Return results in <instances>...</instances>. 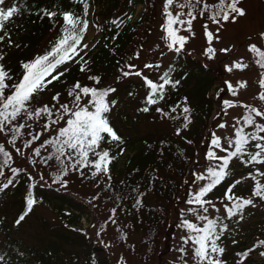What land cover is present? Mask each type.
Returning a JSON list of instances; mask_svg holds the SVG:
<instances>
[{"label":"trees","instance_id":"obj_1","mask_svg":"<svg viewBox=\"0 0 264 264\" xmlns=\"http://www.w3.org/2000/svg\"><path fill=\"white\" fill-rule=\"evenodd\" d=\"M87 3L89 4L88 12L83 14L81 0H5V8L13 5L20 7V12L5 24L4 31L9 34L11 43L8 36L0 41V56L4 57L2 63L11 77L6 82L11 85L20 79L24 72L22 64L37 55L45 54L58 41L64 24L61 12L71 11L74 14H83L89 25L94 18L101 37L93 50L82 55L87 60L86 70L82 72L77 62L62 70L64 75L59 80L53 81L44 91L34 94L31 107L39 108L45 104L52 106L54 103L52 96L55 93L61 94L60 103L68 102L71 98L67 93L76 81H79L82 86L115 88L116 91L110 93L108 97L110 101L113 99L116 101L108 114V119L124 143L120 147H117L115 143H102L101 147L108 149L110 155L115 157L108 165V173L93 176L91 173L94 169L91 166L87 168L78 166V170H73L72 161L65 159L68 168L67 176L63 179L67 181V184L63 185L55 181H39L26 169L16 167L21 166L17 163L18 159H21V151H16L19 146H25L23 148L25 150H34L40 146L41 141L56 135V132L48 133L59 125H53L48 132L37 133L46 122H49L48 117L41 114L39 117L29 118L26 113H21L11 126L6 127L4 134L7 137L0 140L4 150L10 153L8 163L5 164V157L0 152V171L4 173L0 176V255L4 256V261L0 264H110L106 248L90 235L88 230L80 226L82 218L91 214L90 202L87 198H84L86 202L81 199L85 195L81 194L79 198L73 195L70 189H66L68 177L78 172L83 173L87 180L98 187L102 193L100 195H103V198L112 206V213L123 219L124 226L118 227L119 231L129 236L140 235L143 253L138 252L136 256L146 264H153L154 260L158 259L159 247L164 238L169 237L175 228L171 223V216L176 210L174 208L180 203L183 191L188 186L187 175L203 149L205 153L209 149L214 150L210 142L212 133L210 121L218 104L212 92L217 88L218 79L210 66L185 51H178L173 56L160 77L154 73L156 70L144 75L157 83H164L161 78L165 74L173 82L180 81L174 87L172 84H165L164 99L156 105H146L150 112L147 116L151 118L154 113L162 116L156 111L157 107L170 112L172 107L179 105L177 111L172 114L179 118L162 116L163 125L137 137L122 132V129H129L126 128L128 123L132 128L134 122L130 120L128 114L118 112L121 100L124 97L132 99L141 91L147 94L150 90H147L142 77L136 75L124 77L121 69L129 70L127 65H135L137 53L139 54L147 43L152 32V25L156 20V16L154 20L153 15H155L157 1L87 0ZM139 5H142L144 10L134 21ZM95 6H98V11L94 12ZM201 9L202 5L198 6L197 13ZM44 10L56 11L58 14L49 18L43 14ZM207 12L211 13L210 10H205V13ZM87 33L88 29L84 40ZM3 34L0 32V35ZM68 63L72 61L59 66L57 72ZM159 68L161 66L157 70ZM89 76L100 77L99 84H95L88 78ZM5 93L10 94L8 89ZM185 98H187L186 104ZM184 106L190 108V123L187 128H183L185 121L182 108ZM52 119L55 117L53 116ZM256 119L257 123L264 122V117ZM21 124L25 127L20 128L18 133L8 130L9 127H18ZM60 124L64 126L63 121ZM177 129H181L179 135ZM244 130L245 132L255 131L248 125L244 127ZM36 134H41L40 139L33 141L31 145H26V141L32 140V136ZM13 135L17 136L14 144L8 143ZM130 149L131 155L128 153ZM252 150L254 147L250 145L247 151L252 152ZM54 153L55 148L48 145L41 149V155L37 157L44 162L46 157ZM89 158L92 159L91 153ZM243 159H247V156L233 158L230 161L228 175L211 191V198L217 191L224 195L227 186L233 183L241 172L249 173L255 169L256 164L246 165L242 163ZM217 163L216 160L208 159L205 162L206 166H216ZM45 167L54 169L55 175L62 174L63 165L56 161L54 155L48 163H45ZM12 168H17L19 171L13 173ZM8 179L13 180V183L3 188ZM255 183L243 185L241 181L233 189L237 196L252 198L253 204L243 207L240 212L231 217L227 215L218 221L220 225L218 231L222 234L217 243L225 249L220 256L225 264H241V261L243 264H264V261L257 263L254 262V258H251L255 248L264 247L258 243L264 240V200L254 197ZM29 196L36 203L25 219L17 224L16 220L19 216L27 211ZM42 204H51L60 222L57 220L56 223L51 224L44 220L43 230L38 233L35 241L29 244L21 235L20 227L27 217L35 215L36 207ZM258 206L260 207L256 208ZM113 209H115L114 212ZM14 211L18 214L11 223L6 219V214ZM225 224L226 230L223 229ZM247 228L254 231L249 242L241 236V231ZM249 243H252L251 246ZM249 248H253V251L247 258L238 255ZM137 251L138 248L135 253Z\"/></svg>","mask_w":264,"mask_h":264},{"label":"snow or ice","instance_id":"obj_2","mask_svg":"<svg viewBox=\"0 0 264 264\" xmlns=\"http://www.w3.org/2000/svg\"><path fill=\"white\" fill-rule=\"evenodd\" d=\"M83 4V14H86L89 9V4L87 0H81ZM174 0H165L164 11L166 16V21L162 25L166 31V36L164 39L168 41V48L175 51L183 49L185 43L187 42V37L179 34L180 30L186 27V30L194 35L192 32V22L197 18V8L202 5V9L199 11V15H205V10L211 11L210 19L212 22L218 26L224 22H235L237 18L244 16L245 10L239 7L241 0H218V3L209 4L207 0H185L184 3L178 5L180 9H189L186 13L177 12L175 15L170 11V6L173 5ZM5 0H0V41H3L6 36L11 39L9 34L4 31L6 22H10L15 14L20 12L19 5H13L4 7ZM43 14L49 18L55 17L58 13L56 11L44 10ZM83 14H74L71 11H63L60 13L64 24L62 25V35L59 37L58 41L54 43L50 50L46 51L43 55H37L35 58L28 62L22 64L24 72L22 77L17 81L9 85L6 81L10 80L8 70L2 63L4 57L0 56V132H3L6 127L11 126L13 121L21 115V113H26L29 118L39 117L41 114H45L48 117L49 122L44 124V130L49 131L52 129L53 125H60L63 121L64 126L57 127L55 129L56 135L51 136V138L41 141L40 146L34 148L35 156L41 155V149L48 145L55 148L56 161H58L63 168L61 170L62 174H57L54 177L55 182H59L63 185L67 184V181L63 177L67 176L68 165L65 164V159L67 161H72L71 167L73 170H78V166H83L85 168L91 166L94 171L92 175L96 176L99 173H108V165L111 163L114 156L110 155L108 149L101 147L102 143H115L117 147H120L124 141L120 135L117 134L116 130L111 126L108 119V114L111 112L112 107L115 106L116 101L109 100L108 97L110 93L116 91L112 87L97 88L95 86L89 87L87 85H81L79 81L74 82L71 90L67 95L71 98L66 103H60L61 94L55 93L52 96L53 105L49 106L47 104L40 106L39 108H32L31 102L34 94L47 89L48 85L52 84L53 81L59 80L61 76L64 75L63 72H57L59 66L75 61L80 64V70L85 71V65L87 60L81 55L88 49V43L84 42V35L89 27V22L84 19ZM187 16L188 19L185 20L182 16ZM178 26V27H177ZM205 33L208 38V42L211 43L213 40V32L207 30V25H204ZM217 33L219 32V27H217ZM260 37L264 39V32L260 33ZM218 39V35L216 36ZM215 49L213 47H208L206 49V55L210 58L214 57ZM222 52H227L229 49H221ZM249 51L257 55L255 61L261 68H264V50H261L256 44L249 45ZM139 54L137 53V58ZM79 57V59H76ZM135 65H127L129 70L121 69V74L124 77L130 75H136L142 77L147 88L150 90L146 94V105H156L160 100L164 99L163 89L165 84L175 85L179 84V80L171 81L167 74L161 79L164 83L154 82L147 76H144L143 71H132L135 69ZM158 67V65L145 64V68ZM233 67L237 69L247 68L248 65L244 64L242 61L235 62L232 66H227L229 72L232 71ZM53 73H56L53 75ZM50 77V79H49ZM90 80L94 81L95 84H99L100 77L89 76ZM229 89H234L231 82H227ZM241 86H247L246 81L240 82ZM259 88L264 89V73L261 74L258 80ZM8 89L10 94H6L5 90ZM237 93L233 90V95ZM185 98V104H186ZM259 100L264 101V90L259 92ZM224 105L226 107L237 106L231 100H224ZM246 108L247 115H243L242 119L244 123L248 126H252L254 132H245L243 127H234L235 139L228 140V144L234 148V150H229L228 147H223L221 144V138L212 133L210 136L211 145L214 148L221 149L226 154L223 156H218L214 150H207L206 158L209 161L216 160L218 163L215 167L207 168V175L196 174L195 179L199 181H206L202 185H197L196 190L190 193V198L187 199L189 205L196 204L199 205L205 213H207L208 208L204 207L209 205L215 207L211 200L206 199L208 193L220 185L226 176L228 175V168L230 161L233 158H242L247 156V159H243L244 164H256L264 166V122L257 123V117H264V109H259L252 107L248 104L242 105ZM179 105L171 108L170 112H166L163 108L157 107L156 111L161 113L162 116H169L172 119H178L179 117L173 116L172 114L177 111ZM140 111L148 112L149 107L145 106L140 109ZM223 111V110H222ZM183 120L185 121L183 128L188 127L190 123L189 115L190 108L184 106L182 108ZM226 114V112H225ZM55 119H52V117ZM25 125L21 124L18 127H9L8 130L14 133H18L20 128H24ZM220 128L226 127V124H220ZM181 129H177V134H180ZM42 134V133H41ZM41 134H36L32 136V140L26 141V145H31L33 141L39 140ZM107 138V139H106ZM17 139L16 135L12 136V139L8 143H13ZM191 143V141H188ZM256 149L254 152L247 151L249 146ZM20 151V149H16ZM0 152L3 153L5 157L4 163H8L10 158V153L4 150V145L0 144ZM90 153L92 159L89 158ZM50 155L45 158V163L53 158ZM64 159H61V158ZM11 171L16 173L19 171L17 168H12ZM83 175V173H81ZM4 173L0 171V176ZM261 177H264V172H259ZM110 178V177H109ZM255 180V177L253 176ZM13 180L8 179L2 187L7 188ZM241 183V180H235L233 183L229 184L224 192V201H232V206L225 204L227 215L229 217L240 212V210L248 205L253 204L252 198H243L237 196L233 189ZM254 197H259L264 200V184L260 181H256L254 186ZM36 201L29 196L27 199V211L19 216L16 220L17 224H20L25 216L32 210L33 205ZM115 209H113V212ZM190 211L195 212V209H190ZM197 219L200 221H206L204 226H200L195 222H190L188 219H184L179 225L182 228H186L188 233L181 239L184 244L187 245L191 243L192 258L194 264H225V262L220 259V256L224 253L225 249L220 247L217 241L220 239L222 234L218 231L217 220L208 219L206 215H198ZM243 219V216H240ZM223 229H227V225H223ZM235 242V241H234ZM260 246H264V240H260ZM178 251L185 256H187V250L184 247L178 249ZM253 251V248H249L246 252H241L238 255L240 257L247 258L249 253ZM264 256V252L260 253ZM4 261V256L0 255V262ZM187 264V260L184 261ZM241 264L243 262L241 261Z\"/></svg>","mask_w":264,"mask_h":264},{"label":"rangeland","instance_id":"obj_3","mask_svg":"<svg viewBox=\"0 0 264 264\" xmlns=\"http://www.w3.org/2000/svg\"><path fill=\"white\" fill-rule=\"evenodd\" d=\"M156 1L157 7L154 11L155 15H153L154 20V16H156V20L152 25V32L147 43L140 50L138 58L136 57V67L134 71L142 70L143 74L146 75L156 70L154 73H156L157 77H160L176 52L168 48L169 42L164 39L166 31L162 25H164L166 21L164 11L165 0ZM184 2L185 0H174L169 10L172 11L174 15L177 12L186 13L189 11L187 8L180 9L178 7L179 4ZM208 2L214 4L218 3V0H208ZM239 7H242L246 14L237 18L235 22H224L218 26L211 21V13L207 12L203 16L197 13V18L192 22V32L194 35L189 33L186 27L179 32V34L188 38L183 49L180 50L190 53L192 56L203 61L207 66H210L218 79L217 88L212 91L218 104L210 123L212 124V133L220 137L222 146L228 147L230 151L234 148L228 144V140L235 139L234 127L244 128L246 126L242 116L246 115L248 110L242 105L248 104L255 108L264 109V101L259 100V92L264 89L259 88L258 85V80L261 74L264 73V68H261L255 63L258 57L256 54L249 51V45L253 43L260 47L261 50H264V39L260 37V33L264 32V0H242ZM143 10V6H138L136 19H138ZM182 18L185 20L188 19L186 15L182 16ZM204 25H207V30L214 34L211 43L208 42ZM217 27H219L218 33L216 31ZM96 33L97 29L93 20L89 27L88 38L85 41L89 45L85 52L95 46V42L97 41ZM217 35L219 37L218 39L216 38ZM208 47H213L216 50L212 58L205 54ZM221 49H229V51L222 52ZM238 61H242L244 64H247L248 67L243 69L233 67L232 71L229 72L227 66H232ZM145 64L158 65V67L161 66V68L158 70V67L145 68ZM67 67L68 66L65 68ZM241 81H246L247 86H241ZM227 82H231L234 89H229ZM233 90L237 93L235 96L233 95ZM145 96V92L141 91L132 99L124 97L121 100L118 112L128 114L130 120L134 122L132 128L129 127V123H126V128L129 129H122V132L137 137L138 135L144 134L146 131L159 128L158 126L164 124L163 117L154 113L153 108L152 113H154V115L152 118L147 116V113L150 112L140 111L141 108L146 106ZM224 100H231L236 103L237 106L226 107L223 103ZM220 124H226V127L220 128ZM60 126L61 124L49 131L48 134L55 133V129ZM40 131L41 133L48 132L44 130V127L39 129L37 133ZM6 137L7 135L4 134V131L0 132V140H4ZM23 148H25V146H19L17 148L21 151V159H18L17 163L22 167L18 165L16 167L26 169L32 177L39 181L54 182V169L45 167V163L35 156L34 150H25ZM214 150L217 154H226L221 149L214 148ZM254 151H256L255 148L252 152ZM128 153L130 155L132 154L131 149ZM205 154V150L203 149L198 155L196 163L192 166L190 173L187 175L188 179H186V182H188V186L183 191L180 197V203L174 208L176 210L171 216V223L175 228L171 231L169 237L164 238L163 243L159 247L160 254L157 257L158 259H155L153 264H184L185 260H187V264H194L192 252L190 251L191 243L185 245L181 239L188 233V230L179 225L184 219H188L190 222H195L200 226H204L206 221L198 220V215H206L208 219H218V221H221L222 218L227 216L226 207L224 205L227 204L228 206H232V202L224 201V195H222L220 191L215 192L212 198L211 192L205 197L211 200L215 205V207L205 205L204 207L208 208L207 213H205L199 205H189L187 203V199L190 198V193L196 190V186L206 183V181L196 180L195 175H207V168L210 166L215 167L214 165L206 166L205 162L207 158ZM125 159L127 160V158ZM259 172H264V166L255 165V169H253L252 172H241L236 180H241L243 185H250L256 181H260L264 184V177H261ZM68 178V188L66 187V189H70L71 193L79 198H81L79 195H85L82 196L83 198L81 199L86 202L87 200L84 198H87L90 202V205H88L90 206L89 210L91 214L82 218L80 226L82 229L88 230L89 234L94 236V238L106 248L110 258V264H146L142 259L136 256L138 252L143 253L140 235L129 236L119 231L118 227L124 226V221L112 213V206L103 198V195H100L102 193L98 190V187L79 172ZM50 205L51 204L38 205L35 209V215L27 217V220L21 225V235L26 238L29 244H32L38 233L43 230L45 224V222H43L44 220H47V223L51 224L56 223L57 220L60 222L57 212L52 209ZM259 207L260 206L256 208ZM190 209H195V212L190 211ZM17 214L18 213L15 211L10 212L6 214V219L12 223ZM253 234L254 231L248 228L245 231H241L242 239H247V242L251 240L250 237ZM251 244L252 243H249L250 246ZM181 247L187 250V256L178 251ZM137 248L138 251L135 253ZM261 252H264V247L254 249L251 257L254 258V262L261 263L264 261V256L260 254Z\"/></svg>","mask_w":264,"mask_h":264}]
</instances>
